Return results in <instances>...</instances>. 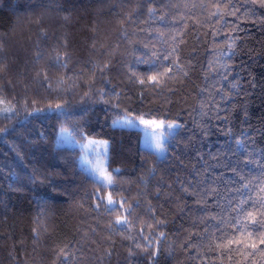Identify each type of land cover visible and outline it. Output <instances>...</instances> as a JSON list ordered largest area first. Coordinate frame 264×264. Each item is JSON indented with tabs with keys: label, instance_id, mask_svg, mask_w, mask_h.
Returning <instances> with one entry per match:
<instances>
[{
	"label": "trees",
	"instance_id": "obj_1",
	"mask_svg": "<svg viewBox=\"0 0 264 264\" xmlns=\"http://www.w3.org/2000/svg\"><path fill=\"white\" fill-rule=\"evenodd\" d=\"M217 4L222 17L210 15ZM153 51L171 53L161 71L180 65L166 87H149L156 72L138 62ZM0 103L14 109L0 108V264H202L217 255L211 216L264 165V7L0 0ZM128 113L181 125L164 156L142 144L139 127L113 124ZM64 128L108 140L115 187L94 181L80 145L59 142ZM97 192L127 198L131 228L110 226L124 213L96 209ZM253 259L264 264L259 253L246 264Z\"/></svg>",
	"mask_w": 264,
	"mask_h": 264
},
{
	"label": "snow or ice",
	"instance_id": "obj_2",
	"mask_svg": "<svg viewBox=\"0 0 264 264\" xmlns=\"http://www.w3.org/2000/svg\"><path fill=\"white\" fill-rule=\"evenodd\" d=\"M222 2V0H221ZM259 3L260 7H264V0H252V3ZM149 14H153L155 9L149 8ZM235 15V12L231 13ZM213 16H223L219 4L216 5V11L211 13ZM148 47V45H145ZM231 47V46H230ZM171 53L161 57L157 52L153 51L152 55L147 58L139 59V63L146 64L150 66V70H154L156 74L148 76L147 80L151 83L148 85L152 88L166 87L168 81L173 80L176 76L174 69L179 70L180 65L177 62H173L171 66L160 70L163 62H166L170 59ZM56 62L60 65V58H56ZM63 67H67L65 62ZM136 74L133 73V76ZM226 78V77H225ZM140 84L144 85L145 80L141 79ZM235 87V85H233ZM101 99L106 95L103 89L99 90ZM90 99L89 93L85 94ZM117 99H119V93L115 94ZM104 103H110L108 100H104ZM58 109L61 105L56 106ZM119 107V103L115 105ZM4 113H12L13 109L5 108L3 109ZM147 115V114H145ZM113 124H120L122 127L129 128H138L139 125H144L145 132L147 133L151 145L157 153H166V143L165 140L167 137L172 135V130L181 127V125L176 122H167L163 119H144L143 116L133 117L130 113L126 114L123 117H120L118 120H114ZM167 132L159 131L157 129H165ZM148 129H152L151 132ZM3 131V129H0ZM66 129H61V132H65ZM90 143H93L90 141ZM106 143V142H100ZM237 145H241L239 139L236 140ZM252 161H247L246 163H251ZM259 163V162H256ZM261 175L259 177H254L251 180H244L241 177L242 183L240 187L235 189H229L236 193L231 199H228L224 205H218L221 208V214L211 216L212 220L218 221L214 230L210 233V242L208 244V249L210 252H215L217 255L212 260H209L207 256L200 257L202 264H246V261L249 257L255 256L256 253H259L264 257V165H260ZM118 171V170H117ZM235 171V169H233ZM94 181L104 187L112 186L115 187V180L111 173L106 172L102 169V162L98 161L97 164L93 167L91 173ZM246 190V191H245ZM187 193L189 190L184 189ZM216 189H209L208 195L214 194ZM191 195L199 196V193L193 191ZM95 197L98 201L95 208L99 209L101 204H103L104 211L111 213L116 211L118 208L123 211V215H118L116 219L111 222L112 224L119 226L120 228H131L132 221L131 217L134 213V207L131 204H128L127 208L124 205L127 203V198H122L117 201L113 199L111 193L107 195L106 202L105 197L102 196L99 192L95 194ZM197 203H202L207 206L206 199H198ZM138 206V204H137ZM203 222V220L201 221ZM158 224H162V221H158ZM151 227V225H147ZM143 231V229H141ZM205 232H208V229H205ZM160 236H164V233H160ZM151 245V241H149ZM137 247H140L137 244ZM158 250V249H157ZM62 256L67 258L69 253L65 252L63 249L60 250ZM156 252H152L151 256L154 257ZM238 258V259H236ZM253 264L255 261L253 259Z\"/></svg>",
	"mask_w": 264,
	"mask_h": 264
},
{
	"label": "rangeland",
	"instance_id": "obj_3",
	"mask_svg": "<svg viewBox=\"0 0 264 264\" xmlns=\"http://www.w3.org/2000/svg\"><path fill=\"white\" fill-rule=\"evenodd\" d=\"M0 104H3V103H0ZM0 108L1 110L3 111V109L5 108H11L13 109V107H11L10 105L6 104V105H0ZM14 111V109H13ZM125 116V115H123ZM122 116V117H123ZM133 117H139V116H142V115H131ZM144 119H155V118H150V117H147V116H143ZM155 120H161V119H158L156 118ZM167 122H176V121H170L168 120ZM177 123V122H176ZM178 124V123H177ZM120 125V124H118ZM139 128L142 130V144L144 146H148L152 149H154L151 145V141L149 140V137L147 135V133L145 132L144 128L145 126L144 125H139ZM66 129L65 131V134L64 132L61 133L62 134V137L59 138V142L63 143V144H70L72 146H77V145H80L81 147V160H80V163H82V165L85 167V169L92 173V170H93V167L97 164L98 161H101L102 162V169L106 172H109L108 171V148H109V142L108 140L106 139H103V138H96V137H88L87 139H82V140H79L77 139V137H75L74 135L71 134L70 130H68V128H64ZM178 128L176 129H173L172 130V133L177 130ZM149 132L152 131V129H148ZM157 132L159 131H165L167 132V128L165 129H157L156 130ZM168 137L166 138L165 140V143L167 141ZM93 142V143H90ZM100 142H106V143H100ZM160 156H164L166 153H158ZM111 173V172H109ZM113 176V174H112Z\"/></svg>",
	"mask_w": 264,
	"mask_h": 264
}]
</instances>
